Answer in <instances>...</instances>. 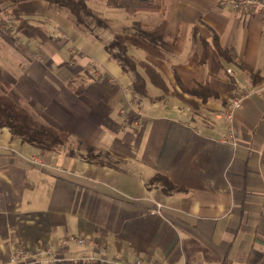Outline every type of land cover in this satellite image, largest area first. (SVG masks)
I'll return each instance as SVG.
<instances>
[{"label":"crops","instance_id":"crops-1","mask_svg":"<svg viewBox=\"0 0 264 264\" xmlns=\"http://www.w3.org/2000/svg\"><path fill=\"white\" fill-rule=\"evenodd\" d=\"M86 1L108 26L81 29L47 0H0V22L10 10L12 31L3 38L0 30L3 75L69 143L43 151L0 128V264L17 248L42 264H264L262 16L218 0H161L175 51L164 59L128 51L156 65L178 99L142 69L148 93H137L134 72L107 48L135 22L155 30L162 12L122 11L132 24L117 26L98 9L107 0ZM17 14L51 38L17 31ZM203 38L214 49L198 61ZM191 84L210 89L184 93ZM243 84L253 93L231 122L227 111Z\"/></svg>","mask_w":264,"mask_h":264},{"label":"trees","instance_id":"trees-1","mask_svg":"<svg viewBox=\"0 0 264 264\" xmlns=\"http://www.w3.org/2000/svg\"><path fill=\"white\" fill-rule=\"evenodd\" d=\"M13 3L24 0H11ZM53 5L67 9L72 16L75 17L76 25H84L89 29V25L93 22L95 26L106 27L109 20L99 12L93 10L86 0H47ZM107 5L111 8L122 9L130 16L137 14L140 11L162 12V18L153 31H143L140 28V23L135 22V29L138 32L132 33L126 28L121 33H116L114 39L108 45V49L114 58H116L125 71L134 72L133 88L139 94H147V80L139 73L142 69L149 82L155 87L161 89L165 94L176 98H182V94L166 80L161 70L152 62L136 61L129 54L128 45L142 48L153 57L164 59L166 52H173L176 49V44L172 43V39L168 33V19L163 10L161 0H107ZM17 17L21 24L17 29L30 28L32 31L41 35L42 39L51 38L46 36L39 26H35L28 22V19ZM92 20V22H91ZM134 29V28H133ZM216 40V39H215ZM216 42V41H215ZM204 52L201 58L196 56L198 61H204L207 57L206 51L209 53L214 49L213 46L208 48L204 38L202 39ZM223 54V53H222ZM225 54V53H224ZM210 87L204 85L191 84L189 86H181L184 93L200 96L208 91ZM12 84L6 80L0 66V128L7 127L12 134L19 137L24 142L33 144L43 151L58 149L68 141V135L63 131L50 124H45L40 121L36 114L29 106L20 102V100L12 92ZM214 94V93H213ZM205 98V97H204ZM178 190L176 186H172Z\"/></svg>","mask_w":264,"mask_h":264},{"label":"built area","instance_id":"built-area-1","mask_svg":"<svg viewBox=\"0 0 264 264\" xmlns=\"http://www.w3.org/2000/svg\"><path fill=\"white\" fill-rule=\"evenodd\" d=\"M221 5L230 6L236 10H249L255 11L262 16V35L264 39V0H218ZM228 73L233 74L234 72L231 69H228ZM264 88V85L262 86ZM253 89L250 86L243 84L237 88L235 95L231 99L229 109L227 111V118L229 121H233L235 113L240 109L247 98L252 95ZM231 137L234 139L233 128L230 131ZM35 162H39V159L35 158ZM75 241L80 245L86 244V241L83 237L75 238ZM68 240L61 242V246H66ZM45 252L52 253L49 247L43 249ZM55 259V258H54ZM43 260L39 257H36L33 253L28 251L25 248H17L9 261V264H42ZM132 264H146L144 260L138 259Z\"/></svg>","mask_w":264,"mask_h":264},{"label":"rangeland","instance_id":"rangeland-1","mask_svg":"<svg viewBox=\"0 0 264 264\" xmlns=\"http://www.w3.org/2000/svg\"><path fill=\"white\" fill-rule=\"evenodd\" d=\"M9 1H11V0H9ZM12 2V1H11ZM17 3H19V2H14V6L17 4ZM99 7H98V9H100V10H103L109 17H111V18H113L114 20H115V22H116V25L117 26H120V25H127V26H130L132 23V20H133V18L132 17H127V15L125 14H123V10L122 9H118V10H113V9H116V8H111V7H109V6H107V4H106V2H104V3H101L100 5H98ZM109 9L110 10H112L111 12L109 11ZM10 11V10H9ZM9 11H7V14L8 15H6L5 14V16H4V14H3V19H5V20H2L1 22H0V30H1V34H2V36H3V38H8V36H10V35H12V31H8L7 29H8V27H9V23L8 22H6V19H11V17L9 16ZM11 11H12V9H11ZM148 12V11H147ZM15 14L13 11L11 12V14ZM17 17H21V16H19L18 14L17 15H15V19H16V28L21 24V21L20 20H17ZM71 17H72V19L74 20V21H76V19H75V17L74 16H72L71 15ZM23 17H21L20 19H22ZM132 20H131V19ZM14 19V18H13ZM28 22H30L31 23V20L30 19H28ZM91 22H92V20H91ZM92 25H89V26H94L93 24V22L91 23ZM135 24H133L132 25V27L130 28V32H132V33H136V32H138L137 31V29H135ZM78 27L79 28H83V29H85L86 27L84 26V25H78ZM140 27H141V25H140ZM15 28V29H16ZM25 28H27V27H25ZM134 28V29H133ZM21 29H24V28H21ZM21 29H16L17 31L18 30H21ZM40 29H42V31L44 32V34L46 35V36H49V34H47L46 33V31L42 28V27H40ZM29 30H31V29H29ZM31 32H33L37 37H40L41 39H42V37H41V35L40 34H38L37 32H34V31H32L31 30ZM11 33V34H10ZM130 45V44H129ZM2 48H3V46H2ZM76 146V145H75ZM65 147H69V143L68 144H66V145H64V146H61V148L63 149V148H65ZM73 148V149H72ZM77 148V150H75ZM73 147V146H71V150L72 151H74V152H77V153H81V152H84V155H89V154H91V155H93L94 154V150L92 151V150H86V149H84V148H81V147Z\"/></svg>","mask_w":264,"mask_h":264}]
</instances>
